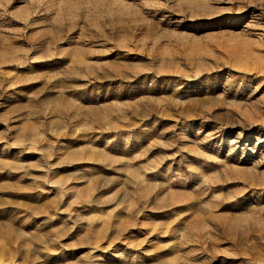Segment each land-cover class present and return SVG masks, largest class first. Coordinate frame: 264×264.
Segmentation results:
<instances>
[{
	"label": "rangeland",
	"instance_id": "rangeland-1",
	"mask_svg": "<svg viewBox=\"0 0 264 264\" xmlns=\"http://www.w3.org/2000/svg\"><path fill=\"white\" fill-rule=\"evenodd\" d=\"M0 264H264V0H0Z\"/></svg>",
	"mask_w": 264,
	"mask_h": 264
}]
</instances>
